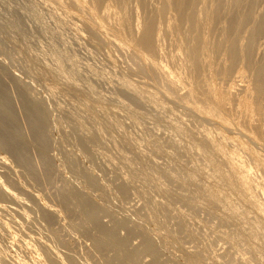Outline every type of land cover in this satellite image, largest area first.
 Listing matches in <instances>:
<instances>
[{"label":"rangeland","instance_id":"obj_1","mask_svg":"<svg viewBox=\"0 0 264 264\" xmlns=\"http://www.w3.org/2000/svg\"><path fill=\"white\" fill-rule=\"evenodd\" d=\"M91 1L85 0L89 7L92 3ZM206 1L207 3L210 1L209 4L213 2V0ZM72 2L73 0H0V129L4 130V132L7 131L14 140L18 141V145L20 144L21 147L25 148V153L29 155L27 157L31 158L28 160H30V163L32 162L30 170H27L21 166L22 164L14 152L6 148H0V181L2 182H0V189L1 191L3 190L2 192L6 194L5 197L7 198L0 196V258L2 257V260L11 264L22 262H26V264H52V262H54L53 264L58 262V264H72L73 259H76L73 264H103L105 259L112 258L111 260H113L115 256L117 257V259H114L115 262L119 260L118 263L122 262V264H150L154 261L155 263L158 262V264H188L189 262V264H192L191 261H194V258L196 261L199 260L196 259V257H200L199 254H201L202 258L200 261H204L201 263L206 264L205 261L207 260L205 259L208 252H214L215 255L219 254L220 260L225 257L224 261L226 262L232 256V260H229V262H233L232 264L236 263L233 261L235 255H241L240 258H246L245 254L248 255L247 251L245 252L242 249L244 248L242 247L243 244L245 249H247L245 242H241L243 243L241 247L233 246L234 248H239L238 250L241 248L243 251H241V254L240 251H236L239 255L235 253L237 249L232 248L234 244L232 240L237 236L234 235L237 231V220L236 222L223 221V215L218 210L219 207L216 208L214 205H211V207L207 202L202 204L198 199H201L200 194L202 195L208 183L207 178L210 175H208L209 172L207 170H212L213 172L212 164L209 161L210 159H215L212 157L214 155L206 158V155L211 153L209 152L210 149H208L206 154L207 151L205 149L212 147L211 144L215 145L219 139L218 143H216L218 146L223 143L225 145L221 147L224 149L226 145L233 146V138H229L230 141L224 140L223 135L217 129L211 127L212 123L214 124L215 122L217 125L219 124L218 126H223L222 128L227 127L232 136H237L238 139L241 138V141H239L240 145L244 143L248 146H254L247 137H249V133L250 136H252L251 134L254 137L257 136L255 137V143L263 149L258 146L264 153V133H262L264 131L260 132L264 130V99L260 102H255L254 69L245 61L247 59L240 56L236 63L239 64L240 62L239 67L236 65V68L230 73L231 75L225 77V81L218 79L219 82L216 89L211 91L206 83H198V80L191 74L192 71L186 63V54L180 41V35L175 29H171L172 19H169L171 21L170 26V21L168 20L170 16L168 14L159 19L161 31H158L155 37H158L156 53L154 49L144 50L145 52H143L129 44L132 40L134 41V37L131 35L130 37L125 35L126 40L131 39L128 43L125 39H121L122 41L119 37V39H116V36L122 32L120 13L117 8H112L106 2H102V5L100 3L96 10L103 17L101 22L98 21L100 23H96L97 21L94 19L89 21L87 18V15L90 14L89 7L78 6L80 3L78 4V1L74 0L75 7ZM233 10L224 17L225 22L229 17L231 18V15L232 18L237 16L235 18L239 21H234L235 24L238 22L237 25H234V19L229 20L232 21V29L234 31L232 30L233 34H229L230 36L226 38L228 41L225 40L227 43L224 44V48L222 47L215 54V61L219 59V64L218 61L215 62L216 68L223 67L228 62L229 48L232 44H247L253 23V27L261 25L260 30L257 32L260 35L255 37L256 40L258 38V41L254 40L253 44L254 60L264 61V0H243ZM86 12L87 15H85ZM89 16L90 18L92 17L91 14ZM136 16L138 17H136L137 21L140 18L138 21L140 25L135 20L136 24L142 26V22H140L142 17ZM102 20H104L106 27L103 26ZM224 20L222 17L221 23L212 24V27L218 26L216 27L217 29L214 28L213 30L212 27L207 29L213 42L218 40V29L224 25ZM94 23L96 24L94 25ZM97 24L99 25L97 26ZM101 24L104 28L100 26ZM99 26L102 30H100ZM135 41L134 44H137ZM148 53L150 54L149 59H147ZM149 60L152 61L150 62ZM158 62L163 64L164 67L167 66L166 68L170 69L171 72L173 71L172 73L179 76V78H183L181 79L183 88L179 87L175 90H170L169 85L166 86L167 83L165 81V86L169 89L164 88L165 86L161 83L163 79L160 78L154 67ZM222 63L223 65L220 66ZM127 83L128 85H126ZM186 83H189V85ZM198 85H201L199 86L200 88ZM190 90H193V98L197 101L210 102L209 104L211 105L212 103L211 106L213 107L216 105V111L219 109L218 113H223L222 117L226 119L220 117V120L217 118L216 120L215 118H210L209 120L207 116L195 114L196 111L191 108L192 103L190 104L187 101L186 94ZM248 90H250L249 93ZM243 93L244 95H242ZM245 95L249 97H246L247 99L242 97ZM250 97H253V99ZM227 99L228 101L232 100L231 102L229 101L231 104H226L225 101ZM238 107L239 110L243 107L245 110L243 108V111L240 110L238 112ZM225 108L226 110H223ZM246 110H251L249 115H252V118L248 115V112L244 113ZM37 112L38 114H36ZM41 113L42 116L40 115ZM242 113L243 116H241ZM244 114H247L248 118H243ZM153 115L156 119L152 117ZM29 117H32L33 119H30L33 121H29ZM184 117L185 119H183ZM222 120L227 124L225 122L222 123ZM227 120L231 122L229 123ZM198 121H205L209 127L202 131L201 123ZM29 122L33 123V128L28 125L30 124ZM194 122L198 123L195 124ZM248 122L253 123L254 128ZM183 123L186 124L182 126ZM258 123L262 124L260 126L263 128H257L259 126ZM194 124H198L197 126L199 127ZM231 124L235 125V127ZM190 125H193V131H190ZM246 128H248V133L245 131ZM36 129H39L40 132L39 130L36 131ZM188 131L196 135L194 134L195 136H193ZM186 134L189 135L186 136ZM210 134L212 135L211 138L207 136H210ZM35 136L38 139L43 138L42 142L44 141L46 146L42 147L43 144L40 142L42 145L38 147L36 142L38 139ZM196 136H202V138H196ZM212 137L214 138L213 141L209 140V142L206 140L207 138L212 139ZM197 139L199 141L205 139L206 141L199 142ZM215 139H217L216 142H214ZM34 141L37 145L33 143ZM192 141L202 145H199L200 147L197 145L196 147V144H193L194 142L192 143ZM204 143L205 145L210 143L209 145L211 146L208 147L209 145H206L207 148H205ZM190 144H193V146ZM201 146L204 147V150L200 152L204 155L199 152L202 149ZM219 147L215 145L217 150ZM43 148L45 150H41ZM224 149L218 151L222 152ZM217 152L215 151L216 154H218ZM42 153H44L46 158L47 155L48 158L50 157V161L48 159L49 165H47L49 169L48 167L44 169L43 165L40 164L43 160L40 157ZM222 154L225 155V151ZM222 154L220 153L217 156L227 159ZM242 155L243 160L246 162L249 158L252 160L251 156L247 155L246 152L242 151ZM247 156L250 157L247 158ZM203 157L210 163L209 166L212 169H209L210 167L207 165L206 160L205 163L203 162ZM38 159L39 161L41 160L40 163H37L39 162ZM251 160L247 163L250 162L254 165L253 160L252 162ZM197 165H200L199 169H202L203 173L199 171ZM204 167H206V170ZM42 168L45 171L48 170L50 172H48L49 175L47 171V174H42ZM262 168V166L256 167V169H259L256 170L254 167L256 172H253V179L259 181L253 180L256 183H253V186L262 182L263 188V192L257 191L258 196H255L254 199L256 200L253 199L254 202L257 199L264 201V169L262 170ZM29 172L35 175L31 176ZM258 172H260V175ZM36 176L38 180L34 178ZM31 177L34 179L32 180ZM5 190L10 192L9 195ZM86 201L88 205H85L87 204ZM93 202L94 204L97 202L96 208H98L97 206L101 207L99 213L96 211L97 216L87 210L88 206L93 205ZM257 202L259 203V201ZM243 214L241 213L242 217L244 216ZM254 214L256 212L251 215ZM46 217L47 220H44ZM93 219L98 220L97 222L100 224L103 223L107 230L102 229L104 231L102 232L101 228L97 229L95 227L96 221ZM228 223L230 224L228 225ZM263 223L264 221L261 222V224ZM221 226L222 228H220ZM260 228H263L260 231L264 230V224ZM108 230L114 233H110ZM248 230L251 229L246 231L248 232ZM253 231L251 230V232ZM114 235L116 236L114 237ZM122 237L126 240L125 243L122 242L123 244L119 243V238L124 241ZM144 238L146 241L148 238L149 242V239H152L147 248H145L146 244H143L146 243ZM93 239L95 241L102 239L100 241L106 245L105 249L103 246L101 248L102 251L96 249L93 251ZM98 243L100 242L98 241ZM207 248L212 249V251L207 250ZM200 249H202L203 255ZM188 250L190 252L191 250L194 252L200 250V253L197 252L199 256L195 253L196 256L191 258L192 256L190 255H194V253L188 252V255L190 254L188 258L186 253ZM205 250H207V253ZM224 250H227V255ZM1 251L7 252L3 256L2 253L4 252ZM92 251L99 252L93 253ZM35 252H40L39 255L37 253L38 257ZM212 253L209 254L213 257L214 254ZM42 254H44V257L47 254L48 257H52H46L45 260ZM55 254H58V256L61 254V260H64H59L60 257H57V260L56 257L54 258ZM5 256L9 260H6ZM63 256L65 258L62 259ZM182 257L187 258H185V261L190 258L192 260L185 262ZM208 258L210 261L211 256L208 255ZM211 261H214L213 258ZM212 262L211 264L215 263ZM194 263L200 262L194 261Z\"/></svg>","mask_w":264,"mask_h":264},{"label":"bare ground","instance_id":"obj_2","mask_svg":"<svg viewBox=\"0 0 264 264\" xmlns=\"http://www.w3.org/2000/svg\"><path fill=\"white\" fill-rule=\"evenodd\" d=\"M57 1V0H56ZM61 1V0H60ZM78 1V4L80 3V5H78V6H84L85 8H88L89 7V5H87V2H85V0H77ZM87 1V0H86ZM242 1L243 0H213V2L211 3V4H209L210 3V1H208V3H207V1L206 0H92L91 2V5H90V7L88 8V10H89V12H90V14H91V16L93 17H91L90 18V14H89V12H88V14L89 15H87V12H86V14L85 15H87V18H88V20L90 21V20H92V19H94L95 21H97L96 23H100L101 22V18L103 17V16H100L99 15V13H97L98 12V10H96V8L98 9V7L100 6V5H102L103 3H107V5H109V6H111L112 8H117L118 10H119V13H120V19H121V23H122V32H121V34H119L118 36H116V39H119L120 38V40L121 39H125L126 38V36L125 35H129V37H130V35L131 36H133L134 37V41H135V43H137V44H134V41L132 40V42L130 43L129 42V44L133 47H136V48H138V49H140V50H142L143 52H145L144 50H153L154 49V51H155V53H156V47H157V45H158V37L157 38H155L156 37V33L158 32V31H161L160 29H161V23L159 22V19H160V17H165V16H167L166 14H168V16H170L169 18H168V20L169 19H172V26H171V21L169 22V24H170V26H171V29H175V31H177L178 33H179V35H180V41L182 42V47H183V50H184V52H185V54H186V63L188 64V66L190 67V69H191V71H192V73L191 74H193V76L198 80L197 82L199 83V82H204V83H206L207 84V86H208V88H209V90H211V91H214V89H216V87H217V85H218V79H222V81L225 79V77L226 76H228V75H231L230 73L232 72V70L234 69V68H236L235 66L237 65L238 67H239V64H240V62H239V64H236L237 63V60H238V58H240V56L241 57H243L244 59H247V60H245L253 69H254V74H255V78H254V80H255V87H254V99L256 100H254L255 102H260L262 99H264L263 97H264V61L262 60V61H255L254 60V55H253V44H254V40H256L255 39V37H256V35L258 36V35H260V34H258L257 32L260 30V27H261V25H256V26H254L253 27V25H254V23H253V25H252V28L250 29V37H249V41L247 42V44L246 45H237L236 43H234V40H233V43H234V45L232 44V46L229 48V53H228V56H229V58H228V62L223 66V67H217L216 68V66H215V62L216 61H218V60H216L215 61V59H216V57H215V54L219 51V50H221V48L224 46V44H226L227 42L226 41H228V40H226V38L228 37V36H230L231 34H233V29H232V21H229V20H233V22L234 21H237L238 19H236L235 17H237V16H235L234 18H232V15H231V18L229 17V19H227V21L225 22V16L226 15H229L230 13H231V11L233 10V8L234 7H236V6H238L239 4H241L242 3ZM68 2V1H67ZM103 2V3H102ZM62 3H64V2H62ZM73 4H74V0H73V2H72ZM71 3V4H72ZM101 3V4H100ZM88 4H89V2H88ZM100 4V5H99ZM75 5V4H74ZM99 5V6H98ZM73 6V5H72ZM77 6V7H78ZM98 6V7H97ZM75 7H76V5H75ZM67 8H68V6H67ZM79 8V7H78ZM77 8V9H78ZM73 9V8H72ZM82 9V8H81ZM80 9V10H81ZM86 11H88L87 9H85ZM236 10V9H235ZM67 11V10H66ZM234 11V10H233ZM85 12V11H84ZM118 12V11H117ZM83 14V13H82ZM233 14V13H232ZM70 15V14H69ZM136 15H139L140 17H142V21H140V22H142V26H139L140 25V23L138 22L139 20H140V18H139V20L137 21L136 19L138 18ZM239 15H241V14H239ZM263 15V14H262ZM36 16V15H35ZM89 16V17H88ZM81 17V16H80ZM137 17V18H136ZM222 17H223V20H224V25L223 26H221L218 30V36H219V38H217L218 40L216 41V42H213L212 41V39L210 38V34L207 32V29H209L210 27H212V24H215V25H217L218 24V22H220V20H222ZM246 17V16H245ZM255 17V16H254ZM254 17H253V19H254ZM262 17V16H261ZM263 17H264V15H263ZM247 18V17H246ZM236 19V20H235ZM239 19H240V17H239ZM264 19V18H263ZM56 20V19H55ZM79 20V19H78ZM84 20V19H83ZM93 20V22H95ZM135 20L139 23V25H137L136 24V22H135ZM165 20H167L166 18H165ZM241 20V19H240ZM248 20V19H247ZM247 20H245V21H247ZM98 21H100V22H98ZM104 20H102V22H103ZM239 21V20H238ZM245 21H244V23H245ZM93 22H91V23H93ZM258 22V21H257ZM96 23H94V25L96 24ZM104 23V25L103 26H105L106 24H105V22H103ZM102 23V24H103ZM217 23V24H216ZM221 23V22H220ZM223 23V22H222ZM249 23V22H248ZM262 23H263V21H262ZM261 23V24H262ZM102 24L100 25L101 27H102ZM237 24H238V22H237ZM237 24H235V22H234V25H237ZM247 24V23H246ZM250 24V23H249ZM248 24V25H249ZM252 24V23H251ZM258 24V23H257ZM99 24H97V26H98ZM244 26H245V24H243ZM100 26H99V28H100ZM166 26V25H165ZM168 26V25H167ZM90 27V26H89ZM106 27V26H105ZM169 27V26H168ZM216 27H218V26H213L212 28H213V30H214V28H216ZM246 27H247V25H246ZM102 28H104V27H102ZM234 28V27H233ZM237 28V27H236ZM241 28H245V27H241ZM120 29V28H119ZM217 29V28H216ZM262 29V28H261ZM95 30V29H94ZM100 30H102L101 28H100ZM213 30H212V32H213ZM233 30V31H232ZM117 31V30H116ZM40 32V31H39ZM230 32H232V33H230ZM98 33V32H97ZM164 33V32H163ZM214 33H216V32H214ZM260 33V32H259ZM262 33V32H261ZM159 34V33H158ZM157 34V35H158ZM230 34V35H229ZM215 35V34H214ZM217 36V37H218ZM119 37V38H118ZM239 37V36H238ZM243 37V36H242ZM260 37V36H259ZM104 38V37H103ZM234 38V37H233ZM103 40V39H102ZM119 40V41H120ZM131 40V39H130ZM130 40H126L125 39V41H127V43H128V41H130ZM226 40V41H225ZM235 40H237L236 38H235ZM118 41V40H117ZM122 41V40H121ZM124 41V42H125ZM214 41H215V39H214ZM256 41H258V38H257V40ZM126 43V44H127ZM237 43H238V41H237ZM128 44V45H129ZM130 46V47H131ZM160 46H161V44H160ZM159 46V47H160ZM255 46V45H254ZM256 47H257V44H256ZM224 48V47H223ZM223 51V50H222ZM61 52V51H60ZM261 52V51H260ZM149 53H150V51H149ZM148 53V58L147 59H149V57H150V54ZM154 53V54H155ZM54 54V53H53ZM145 54H147V53H145ZM60 55V54H59ZM153 55V54H152ZM147 56V55H146ZM185 56V55H184ZM218 56V55H217ZM219 57V56H218ZM260 57V56H259ZM220 58V57H219ZM54 59V58H53ZM63 59V58H62ZM242 59V58H241ZM244 59H242V60H244ZM225 60V59H224ZM260 60V59H259ZM150 61V60H149ZM152 61V60H151ZM150 61V62H151ZM158 61V60H157ZM221 61V60H220ZM244 61V62H245ZM155 63V62H154ZM224 63V62H223ZM223 63L220 65V66H222L223 65ZM242 63V62H241ZM247 63H245V65H247ZM150 64V63H149ZM218 64H219V61H218ZM244 64V63H243ZM59 65V64H58ZM217 65V64H216ZM64 66V65H63ZM154 66V65H153ZM241 66V65H240ZM155 68H156V70H157V72H158V75H160V78H162L163 79V82H161L162 83V85L163 86H165L166 84L164 83V81L167 83V85L166 86H168L169 88H170V90H175L176 88H179V87H182V85H183V83H182V81H181V79H183L182 77L181 78H179V76H177V75H175L174 73H172L171 71H170V69H167L166 67H164L163 66V64H160L159 62L158 63H156L155 64V66H154ZM169 67V66H168ZM249 67V66H248ZM248 67H246V68H248ZM59 68V67H58ZM73 68V67H72ZM243 68V67H242ZM245 68V67H244ZM250 68V67H249ZM248 68V69H249ZM65 69V68H64ZM67 69V68H66ZM251 70V69H250ZM50 71V70H49ZM72 71V70H71ZM68 72H69V70H68ZM73 72V71H72ZM71 72V73H72ZM57 73V72H56ZM70 73V74H71ZM75 73V72H74ZM190 73V72H189ZM65 74V73H64ZM78 74V73H77ZM59 75V74H58ZM73 75V74H72ZM68 76V75H67ZM129 77V76H128ZM70 79V78H69ZM87 79V78H86ZM189 79H190V77H189ZM72 80V79H71ZM194 80V79H193ZM192 80V81H193ZM122 81H123V79H122ZM225 81V80H224ZM252 81H253V78H252ZM74 82V81H73ZM79 82V81H78ZM124 82V81H123ZM87 83H89V82H87ZM120 83V82H119ZM122 83V82H121ZM194 83L196 84V82L194 81ZM221 83V82H220ZM252 83V82H251ZM186 84H188L189 85V83H186ZM194 84V85H195ZM74 85H75V83H74ZM126 85H128V83L126 84ZM185 85V84H184ZM223 85V84H222ZM250 85V84H249ZM166 86L164 87V88H166ZM199 86H201V85H198V87ZM206 86V87H207ZM253 86H254V84H253ZM167 87V88H168ZM188 87V86H187ZM186 87V88H187ZM196 87H197V85H196ZM251 87V86H250ZM163 88V87H162ZM166 88V89H167ZM168 88V89H169ZM183 88V87H182ZM200 88V87H199ZM78 89V88H77ZM81 89V88H80ZM192 89V88H191ZM203 89V88H202ZM205 89V88H204ZM229 89V88H228ZM230 89H231V87H230ZM183 90H186V89H183ZM226 90V89H225ZM224 90V91H225ZM161 91V90H160ZM195 91V90H194ZM206 91L208 92V89L206 88ZM249 91L250 90H248V93H249ZM199 92H200V90H199ZM210 92V91H209ZM221 92H223V91H221ZM232 92V91H231ZM246 92V91H245ZM174 93V92H173ZM196 93V92H195ZM218 93V92H217ZM228 93H229V91H228ZM247 93V92H246ZM247 93V94H248ZM164 94V93H163ZM200 94V93H199ZM209 94V93H208ZM215 94V93H214ZM222 94V93H221ZM227 94V93H226ZM230 94V93H229ZM220 95V94H219ZM228 95V94H227ZM226 95V96H227ZM231 95V94H230ZM242 95H244V93L242 94ZM249 95H251V94H249ZM253 95V94H252ZM251 95V96H252ZM165 96V95H164ZM186 96H187V101L191 104V108L192 109H194L195 111H196V113L195 114H198V115H202V116H207L208 118L207 119H209L210 120V118L212 119V118H215V120H216V118L217 119H219L220 120V117L221 118H225V117H222V114L220 115L219 113H218V110L219 109H217V111H216V109H215V107H216V105H215V107H213V106H211L212 105V103H211V105L209 104V103H207L206 101V103H204L203 102V100H201L202 102H200L199 100L197 101L196 99H194L193 98V96H194V92H193V90H190L189 91V93L187 92V94H186ZM186 96H184V97H186ZM223 96V95H222ZM24 97V96H23ZM177 97V96H176ZM199 97V96H198ZM198 97H196V98H198ZM213 97V96H212ZM228 97H230V96H228ZM227 97V98H228ZM232 97V96H231ZM239 97V96H238ZM242 97H249V96H242ZM183 98V97H182ZM193 98V99H192ZM215 98V97H214ZM222 98V97H221ZM244 98V99H245ZM246 98V99H247ZM251 98V97H250ZM199 99V98H198ZM223 99H225V97H223ZM222 99V100H223ZM229 99V98H228ZM228 99L225 101L226 102V104L227 103H229V101H228ZM231 99V98H230ZM233 99V98H232ZM251 99H253V97L251 98ZM163 100V99H162ZM196 100V101H195ZM240 100H242L241 98H240ZM223 101V102H224ZM232 101V100H231ZM230 101V102H231ZM239 101V100H238ZM248 101V100H247ZM249 101H250V99H249ZM253 101V102H254ZM171 102V101H170ZM187 102V103H188ZM222 102V101H221ZM243 103V102H242ZM262 103V102H261ZM229 104H231V103H229ZM239 104H240V102H239ZM244 104V103H243ZM259 104V103H258ZM263 104V103H262ZM28 105V104H27ZM214 105V104H213ZM225 105V104H224ZM261 105V104H260ZM5 106V105H4ZM3 106V107H4ZM23 106H26V105H23ZM217 106H218V104H217ZM220 106V105H219ZM239 106V105H238ZM244 106H245V104H244ZM251 106V105H250ZM256 106H258V105H256ZM47 107V106H46ZM220 107H222V106H220ZM228 107V106H227ZM246 107V106H245ZM2 108V107H1ZM49 108V107H48ZM241 108V107H240ZM244 108V107H243ZM242 108V109H243ZM254 108V107H253ZM27 109H28V107H27ZM37 109V108H36ZM242 109H240V110H242ZM251 109V108H250ZM255 109V108H254ZM253 109V110H254ZM35 110V109H34ZM223 110H226V108L225 109H223ZM238 112H240V110H239V107H238ZM244 110H245V108H244ZM252 110V111H253ZM257 110V109H256ZM11 111V110H10ZM28 111V110H27ZM191 111H193V110H191ZM243 111V110H242ZM251 110H246L244 113H246V112H248V115L250 114L249 112H250ZM40 112V111H39ZM254 113H255V111H253ZM36 114H38V112L36 113ZM180 114V113H179ZM205 114V115H204ZM226 114V113H225ZM258 114V113H257ZM13 115V114H12ZM28 115V114H27ZM41 116H42V113L40 114ZM39 115V116H40ZM247 114L245 115L244 114V117L243 118H245V117H247L248 116ZM30 116V115H29ZM183 116V115H182ZM187 116V115H186ZM185 116V117H186ZM241 116H243V113H242V115ZM250 117L252 116V115H249ZM255 116H256V114H255ZM34 117V116H33ZM151 117V116H150ZM153 118H154V115L152 116ZM185 117L183 118V119H185ZM219 117V118H218ZM231 117V116H230ZM257 117V116H256ZM259 117V116H258ZM263 117H264V114H263ZM30 118H32V117H29V119ZM181 118V117H180ZM188 118V117H187ZM191 118V117H190ZM228 118H229V115H228ZM248 118V117H247ZM252 118V117H251ZM251 118H249V119H251ZM261 118V117H260ZM33 119V118H32ZM32 119H30L29 121H31ZM40 119V118H39ZM43 119V118H42ZM154 119H156V118H154ZM178 119V118H177ZM177 119H175V121L177 120ZM226 119V118H225ZM253 119H254V116H253ZM188 120V119H187ZM190 120V119H189ZM247 120V119H246ZM33 121V120H32ZM85 121V120H84ZM178 121V120H177ZM228 122H229V120H227ZM247 121H250V120H247ZM252 121V120H251ZM256 121V120H255ZM259 121V120H258ZM5 122V121H4ZM82 122V121H81ZM199 122V121H198ZM198 122H196V123H198ZM222 123H224L223 122V120L221 121ZM231 122V121H230ZM229 122V123H230ZM235 122V121H234ZM254 122V121H253ZM264 122V121H263ZM30 123V122H29ZM175 123H177V122H175ZM195 123V122H194ZM195 123V124H196ZM199 123H201V125H200V127L202 128V131H203V129H205V128H208L209 126H208V123H205V121L204 122H199ZM210 123V122H209ZM226 123V122H225ZM228 123V124H229ZM235 123H237V122H235ZM249 123V122H248ZM254 123H257V122H254ZM262 123V122H261ZM33 124V123H32ZM32 124L30 123V124H28L29 126H31V128H33L32 127ZM34 124H36V122H34ZM84 124V123H83ZM178 124L179 125H181L180 123H179V121H178ZM178 124H176V126H178ZM186 124V123H185ZM184 123L182 124V126L183 125H185ZM189 124V123H188ZM194 124V125H195ZM211 124V123H210ZM209 124V125H210ZM216 123L214 122V124L212 123L211 124V127H213V128H215V129H217L222 135H223V137H224V140L226 139V140H229V138L231 139V138H233V146H227L226 145V147H225V149L223 148V147H221L222 145L224 146L225 145V143H223V144H221V143H219V144H221V146L219 147L218 146V144H216V143H218V141L220 140H217V139H215L214 140V142H216V140H217V142L215 143V145H217V147H219V148H222V149H224L223 151H225V155L224 154H222L223 153V151L222 152H219L218 150H222V149H219L218 148V150H217V148H215V145H213V144H211L212 145V147L214 146V148H212V147H210L211 145H207L208 147H210V148H207V146L205 145V143H204V147L205 148H207V149H205V151H207L206 152V154L208 153V149H210L209 150V152L211 153V154H207L206 155V158H207V156L209 157V156H211V155H214V156H212V157H214L215 159H210V163L212 164V167H213V172H212V170H207V172H209V174L208 175H210V176H212V177H210V176H208V178H207V185H206V187H205V189H204V191H203V193H202V195L200 194V196H201V199H198L199 200V202L201 201V203L203 204V203H205L206 204V202H207V204H209L210 206L211 205H214L216 208L217 207H219V211H220V213L223 215V218L222 219H224L223 221H235L236 222V220H237V222H236V228H237V231L239 232H237L236 230V233H234V232H232V233H234V235H237L236 237H234L233 235V240H232V242L234 243L233 245H232V248L233 249H237V250H235V253H237V255H239V253L238 252H236V251H240V254H241V248H240V250H238L239 248H234L233 246H235V247H241V245L243 244V243H241V242H245L246 243V248L247 249H245V245L243 244V246L242 247H244V248H242V249H244V251L249 255H246L245 254V256H247L246 258H240V256H234V260L233 261H235L236 263H234V264H264V230H262V231H260L261 229H263V228H260L259 229V227L261 226V225H263V224H261V222L262 221H264V201H261V200H258L257 199V201H259V203L256 201V202H254L253 201V199L255 198V196H258V193H257V191H262L263 190V188H262V182L260 183V182H258V183H260V184H257L256 186H253V183L255 182H253V180H257V179H253L254 178V174H253V172L255 173L256 171H255V169H256V167L258 168V167H260V166H262L263 168H262V170L264 169V153L260 150V149H262L259 145H257V143H255V137H257V136H253V134H251L252 136H250V133H249V137H247V138H249L251 141H252V143H253V145L254 146H248L247 144H242V145H240V142L239 141H241V138H237V136L236 137H234V136H232L231 134H230V130H228V128L227 127H225V128H222V127H220V126H218L217 124V126L215 125ZM227 124V123H226ZM225 124V125H226ZM250 125H252L251 127H253V123L251 124V122L249 123ZM263 124V123H262ZM262 124H259L258 123V125L259 126H257V128L259 127L260 129L261 128H263V127H261L260 125H262ZM41 125V124H40ZM85 125V124H84ZM88 125V124H87ZM198 125V124H197ZM197 125H195L196 127H199V126H197ZM222 125V124H221ZM232 125V124H231ZM230 125V126H231ZM34 126H36V125H34ZM37 126H38V124H37ZM191 126V125H190ZM189 126V127H190ZM193 126V125H192ZM192 126L190 127V131L192 130ZM194 126V127H195ZM229 126V125H228ZM232 126H234L235 127V125H232ZM236 126H239V125H236ZM40 127V126H39ZM188 127V126H187ZM186 127V128H187ZM250 127V126H249ZM248 127V128H249ZM250 127V128H251ZM37 128V127H36ZM230 128V127H229ZM239 128V127H238ZM248 128H246L245 129V131H247V133H248ZM254 128V127H253ZM253 128H251V129H253ZM101 129V128H100ZM178 129V128H177ZM183 129H185L184 127H183ZM198 129H200V128H198ZM232 129V128H231ZM234 129V128H233ZM250 129V130H251ZM14 130V129H13ZM12 130V131H13ZM33 130V129H32ZM37 130H39V129H36V131ZM98 130V129H97ZM180 130H181V128H180ZM187 130V129H186ZM194 130V129H193ZM192 130V131H193ZM201 130V129H200ZM212 130V129H211ZM15 131H17V130H15ZM30 131V130H29ZM89 131V130H88ZM92 131V130H91ZM184 131V130H183ZM209 132H210V130H208ZM214 131V130H213ZM236 131V130H235ZM242 131V130H241ZM243 131H244V129H243ZM244 131V132H245ZM260 131V130H259ZM262 131H264V130H261L260 132H262ZM39 132H40V130H39ZM39 132H37V133H39ZM184 132H186V131H184ZM197 132H199V131H197ZM201 132V131H200ZM205 132H206V130H205ZM209 132H208V134H209ZM212 132V131H211ZM218 132V133H219ZM243 132V133H244ZM251 132H253V131H251ZM91 133V132H90ZM188 133H191V134H193V136H195L196 134L195 133H192V132H189L188 131ZM246 133V132H245ZM244 133V134H245ZM262 133H264V132H262ZM11 134H12V132H11ZM29 134V133H28ZM27 134V135H28ZM36 134V133H35ZM182 134H183V132H182ZM195 134V135H194ZM201 134H203L202 132H201ZM213 134V133H212ZM239 134H241V132H239ZM31 135V134H30ZM48 135V134H47ZM88 135V134H87ZM185 135V134H184ZM189 135V134H188ZM187 134H186V136H188ZM237 135V134H236ZM33 136V135H32ZM36 136H37V134H36ZM35 136V137H36ZM38 136H39V134H38ZM42 136V135H41ZM203 136V135H202ZM202 136H196V138H198V137H201L202 138ZM204 136H205V134H204ZM208 137H210L211 138V134H210V136L209 135H207ZM221 136V135H220ZM16 137V136H15ZM92 137V136H91ZM91 137H89L90 139H92ZM206 137V136H205ZM205 137H203V138H205ZM20 138V137H19ZM34 138V137H33ZM37 138V137H36ZM36 138H35V140H36ZM192 138H194V137H192ZM206 139V140H212L213 141V137H212V139ZM221 138H222V136H221ZM234 138H235V141L237 142H235L234 141ZM18 139V138H17ZM23 139V138H22ZM38 139V138H37ZM40 139V138H39ZM38 139V140H39ZM84 139V138H83ZM190 139V138H189ZM223 139V138H222ZM237 139V140H236ZM29 140V139H28ZM34 140V139H33ZM36 141L37 142V144H36V142L34 141L33 143L34 144H36L38 147H39V145H42V147L43 146H46L45 145V142L43 141L42 142V140H44L43 138H41L39 141ZM49 140V139H48ZM88 140V139H87ZM95 140V139H94ZM195 140V139H194ZM198 140V139H197ZM196 140V141H197ZM201 140V139H200ZM205 140V139H204ZM203 139L201 140V141H204ZM205 140V141H206ZM223 140V141H224ZM259 140V139H258ZM257 140V141H258ZM23 141V140H22ZM89 141V140H88ZM189 141H191V140H189ZM196 141L194 142V141H192V143L193 144H196V147H197V143H196ZM199 141V140H198ZM201 141H199V142H201ZM204 141V142H205ZM230 141V140H229ZM42 144H41V143ZM94 142V141H93ZM198 142V143H199ZM210 142V141H209ZM221 142V141H220ZM228 142V141H227ZM227 142H226V144H227ZM235 142V143H234ZM19 143H20V141H19ZM32 143V144H33ZM95 143V142H94ZM203 143V142H202ZM207 143V142H206ZM229 143V142H228ZM83 144V143H82ZM193 144L191 145V146H193ZM230 145H231V143H229ZM199 145H202L201 143H199ZM198 145V146H199ZM261 145V144H260ZM22 146H24V145H22ZM91 146V145H90ZM195 146V145H194ZM258 146L260 147V149L258 148ZM2 147V149H4V148H6V149H9L11 152H14L15 153V156H17L18 157V159L20 160V162H21V166H23V167H25L27 170H30L29 168H31L30 167V164L32 163H30L29 161L30 160H28V159H31V158H29V157H27V153H25L26 152V150H25V148L24 147H21L20 146V144L18 145V141L17 140H14L13 139V137H12V135H10L9 133H7V131L6 132H4V130H1L0 129V148ZM41 147V146H40ZM51 147V146H50ZM200 147V146H199ZM199 147H198V150H199ZM202 147V149H200L199 150V152L201 151V152H203V150H204V147L203 146H201ZM263 147V146H262ZM46 148V147H45ZM45 148H43V149H41V150H45ZM87 148V147H86ZM192 148V147H191ZM47 149V148H46ZM54 149V148H53ZM89 149V148H88ZM195 149V148H194ZM215 149V150H214ZM37 150V149H36ZM40 150V151H41ZM100 150V149H99ZM263 150V149H262ZM204 151V152H205ZM215 151L218 153V154H222V156L224 155V157H227V159H222L221 158V156H217L218 154H216L215 153ZM242 151L243 152H246L247 153V155L249 154L250 156H251V158H252V160H253V164L254 165H252V163H247L249 160H251L249 157L250 156H247V158H249L248 159V161L246 162L245 160H243V155H242ZM91 152V151H90ZM158 152V151H157ZM200 152V153H201ZM109 154V153H108ZM201 154H203V153H201ZM227 154V155H226ZM14 155V154H13ZM106 155V154H105ZM198 155H199V153H198ZM204 155V154H203ZM29 156V155H28ZM39 156V155H38ZM43 156V157H42ZM44 153H42L41 155H40V157H41V160H42V158H43V160H42V162H41V160L39 161V159H38V161L39 162H37V163H40V164H42L43 165V167H44V169H47L46 167H48V169H49V166H47V165H49L48 164V162L50 161V157L48 158V155H47V158H46V156H45V158H44ZM200 156V155H199ZM202 156V155H201ZM112 157V156H111ZM110 157V158H111ZM205 157V156H204ZM204 157H203V162L205 163V160H206V158L204 159ZM211 157V158H212ZM106 158H108V157H106ZM183 158V157H182ZM221 158V159H220ZM246 158V159H247ZM48 159H49V161H48ZM54 159V158H53ZM209 159V158H208ZM108 160V159H107ZM110 160V159H109ZM115 160V159H114ZM252 160H251V162H252ZM111 161H112V159H111ZM189 161V160H188ZM201 162V161H200ZM98 163V162H97ZM198 163V162H197ZM206 163H207V165L209 166V164L210 163H208V161L206 160ZM104 164V163H103ZM199 164V163H198ZM200 164H202V163H200ZM42 165H41V167H42ZM54 165V164H53ZM112 165V164H111ZM178 165V164H177ZM195 165V164H194ZM205 166H207L206 164H204ZM7 166V165H6ZM59 166V165H58ZM108 166H110V165H108ZM198 166V165H197ZM200 166V165H199ZM199 166L197 167L198 169H199ZM203 166V165H202ZM208 166H207V168H208ZM107 167V166H106ZM177 167V166H176ZM195 167H196V165H195ZM210 167V166H209ZM212 167H210L209 169H212ZM254 167H255V169H254ZM10 168V167H9ZM36 168V167H35ZM53 168V167H52ZM57 168V167H56ZM77 168V167H76ZM118 168V167H117ZM205 168V170H206V167H204ZM203 168V169H204ZM43 169V168H42ZM43 169V172H42V174H47L49 171L48 170H46L47 171V173H46V171ZM51 169V168H50ZM181 169V168H180ZM184 169V168H183ZM260 169V168H259ZM259 169H256V170H259ZM38 170V169H37ZM65 170V169H64ZM156 170V169H155ZM160 170V169H159ZM15 171V170H14ZM72 171V170H71ZM177 171V170H176ZM190 171V170H189ZM198 171V170H197ZM199 171H201L202 173H203V170L201 169H199ZM212 172V175H211V172ZM60 172V171H59ZM184 172V171H183ZM206 172V171H205ZM204 172V173H205ZM7 173V172H6ZM29 173H31L30 175L31 176H34L35 174H32V172H29ZM41 173V172H40ZM39 173V174H40ZM50 173V172H49ZM49 173H48V175H49ZM129 173V172H128ZM186 173V172H185ZM42 174H40V175H42ZM57 174V173H56ZM138 174V173H137ZM166 174V173H165ZM179 174V173H178ZM182 174V173H181ZM205 174H207V173H205ZM258 174L260 175V172H258ZM257 174V175H258ZM262 174V173H261ZM43 176V175H42ZM41 176V177H42ZM47 176V175H46ZM125 176V175H124ZM123 176V177H124ZM157 176V175H156ZM160 176V175H159ZM193 176V175H192ZM207 176V175H206ZM38 177H39V175H38ZM38 177L36 176V177H34V178H37V180H38ZM164 177V176H163ZM167 177V176H166ZM256 177V176H255ZM260 177V176H259ZM259 177H258V179H259ZM262 177V176H261ZM32 178V177H31ZM34 178H32V180L34 179ZM45 178V177H44ZM90 178V177H89ZM159 178V177H158ZM183 178V177H182ZM257 178V177H256ZM160 179V178H159ZM162 179V178H161ZM197 179V178H196ZM36 180V179H35ZM34 180V181H35ZM53 180V179H52ZM142 180V179H141ZM168 180V179H167ZM257 181H259V180H257ZM1 182V181H0ZM2 183V182H1ZM159 183V182H158ZM169 183V182H168ZM201 183H203V182H201ZM126 184V183H125ZM254 184H256V183H254ZM38 185V184H37ZM121 185H122V183H121ZM41 186V185H40ZM51 186V185H50ZM64 186V185H63ZM123 186H124V184H123ZM152 186V185H151ZM164 186V185H163ZM1 187V186H0ZM57 187V186H56ZM155 187H157V186H155ZM264 187V186H263ZM122 188V187H121ZM124 188V187H123ZM127 188V187H126ZM194 188V187H193ZM2 189H4V188H2ZM6 189V188H5ZM13 189V188H12ZM105 189V188H104ZM164 189V188H163ZM8 190V189H7ZM7 190H5L6 192H8ZM52 190V189H51ZM0 191H1V189H0ZM3 191V190H2ZM0 192V196H2V197H5L6 196V194L4 193V192ZM10 191V190H9ZM12 191V190H11ZM62 191V190H61ZM65 191V190H64ZM119 191V190H118ZM121 191V190H120ZM151 191V190H150ZM166 191V190H165ZM175 191V190H174ZM24 192V191H23ZM123 192V191H122ZM198 192V191H197ZM263 192V191H262ZM3 193V194H2ZM9 193L10 192H8V195H9ZM27 193V192H26ZM56 193V192H55ZM62 193V192H61ZM106 193V192H105ZM119 193H121V192H119ZM57 194V193H56ZM172 194V193H171ZM8 197V196H7ZM62 197V196H61ZM64 197V196H63ZM6 198V197H5ZM22 198V197H21ZM58 198V197H57ZM66 198V197H65ZM257 198V197H256ZM260 198V197H259ZM263 198V197H262ZM7 199V198H6ZM64 199V198H63ZM86 199V198H85ZM1 200V199H0ZM151 200V199H150ZM197 200V199H196ZM254 200H256V199H254ZM32 201V200H31ZM64 201V200H63ZM72 201V200H71ZM37 202V201H36ZM70 202V201H69ZM68 202V203H69ZM84 202H85V200H84ZM86 203H87V201H86ZM255 203H257V204H255ZM16 204V203H15ZM33 204V203H32ZM38 204V203H37ZM43 204V203H42ZM41 204V205H42ZM70 204V203H69ZM84 204V203H83ZM97 204V202L94 204V202H93V205H91V206H88L87 208V210H89L92 214H96L95 216H97V212L96 211H98V213H99V211L101 210V207H99V206H97L98 208H96V205ZM38 205H40V204H38ZM80 205V204H79ZM85 205H88V203L87 204H85ZM201 205V204H200ZM214 206H213V208H214ZM42 207V206H41ZM68 207V206H67ZM86 207V206H85ZM212 207V206H211ZM28 208V207H27ZM212 208V209H213ZM29 209V208H28ZM99 209V210H98ZM109 209V208H108ZM149 209V208H148ZM157 209V208H156ZM160 209V208H159ZM41 210V209H40ZM43 210V209H42ZM46 210H49V209H46ZM71 210V209H70ZM85 210V209H84ZM83 210V211H84ZM153 210V209H152ZM36 211V210H35ZM215 211V210H214ZM218 211V212H219ZM243 211V212H242ZM32 212V211H31ZM48 212V211H47ZM87 212V211H86ZM149 212V211H148ZM155 212V211H154ZM162 212V211H161ZM255 213L256 212V214H254V215H251L252 213ZM88 213V212H87ZM91 213H89L90 215H91ZM143 213V212H142ZM219 213V214H220ZM241 213H244L243 215V217L241 216ZM35 214V213H34ZM72 214V213H71ZM153 214V213H152ZM44 215V214H43ZM47 215V214H46ZM52 215V214H51ZM110 215V214H109ZM142 215V214H141ZM213 215H216V214H213ZM212 215V216H213ZM218 215V214H217ZM45 216V215H44ZM53 216V215H52ZM76 216V215H75ZM94 216V215H93ZM93 216H92V218H93ZM152 216V215H151ZM242 218H241V217ZM42 217V216H41ZM48 217H49V215H48ZM88 217V216H87ZM91 217V216H90ZM152 217H154V216H152ZM95 218V217H94ZM40 219V218H39ZM47 220V217L46 218H44V220ZM55 219V218H54ZM81 219V218H80ZM95 219H98L97 217L95 218ZM95 219H93L94 221H96L95 222V224L97 225H95V227H97V229L99 228H101L100 230H107L106 229V226H104V224L102 223V224H100L99 222H97L98 220H95ZM103 219V218H102ZM153 219V218H152ZM205 219V218H204ZM214 219V218H213ZM50 220V219H49ZM48 220V221H49ZM53 220V219H52ZM91 220V219H90ZM136 220H138V219H136ZM79 221V220H78ZM93 221V222H94ZM101 221V220H100ZM50 222V221H49ZM53 222V221H52ZM51 222V223H52ZM55 222V221H54ZM75 222V221H74ZM81 222V221H80ZM92 222V221H91ZM113 222V221H112ZM73 223V222H72ZM202 223V222H201ZM44 224V223H43ZM49 224V223H48ZM106 224V223H105ZM221 224V223H220ZM219 224V225H220ZM230 223H228V225H229ZM54 225V224H53ZM117 225V224H116ZM123 225V224H122ZM227 225V224H226ZM233 225V224H232ZM234 225V226H235ZM62 226V225H61ZM76 226V225H75ZM80 226V225H79ZM89 226V225H88ZM83 227V226H82ZM227 227V226H226ZM51 228V227H50ZM110 227H108V229H109ZM132 228V227H131ZM220 228H222V226L220 227ZM228 228H230L229 226H228ZM234 228V227H233ZM236 228H234V229H236ZM80 229V228H79ZM116 229V228H115ZM140 229V228H139ZM210 229V228H209ZM225 229V228H224ZM247 229H251V230H256L255 232L253 231V232H251V230H248V232L246 231ZM259 229V230H258ZM51 230V229H50ZM56 230V229H55ZM54 230V231H55ZM102 230V232H104ZM109 230H111V229H109ZM108 230V232H110ZM113 230V229H112ZM216 230V229H215ZM219 230V229H218ZM217 230V231H218ZM221 230V229H220ZM77 231V230H76ZM79 231V230H78ZM80 231H82V230H80ZM114 231V230H113ZM110 232V233H114V232ZM223 231V230H222ZM250 231V232H249ZM88 232V231H87ZM106 232V231H105ZM132 232V231H131ZM219 232V231H218ZM229 232V231H228ZM118 233V232H117ZM140 233H141V231H140ZM225 233V232H224ZM55 234V233H54ZM82 234V233H81ZM105 234V233H104ZM144 234H145V232H144ZM86 235V234H85ZM108 235H110V234H108ZM119 235V234H118ZM131 235V234H130ZM141 235H143V234H141ZM220 235V234H219ZM224 235V234H223ZM87 236V235H86ZM94 236V235H93ZM113 236V235H112ZM116 235H114V237H115ZM144 236V235H143ZM230 236V235H229ZM99 237V236H98ZM97 237V238H98ZM231 237V236H230ZM111 238V237H110ZM123 238V237H122ZM220 238V237H219ZM222 238V237H221ZM91 239V238H90ZM96 239V238H95ZM115 239H117V238H115ZM120 239V241H119V243H122V242H124L125 243V241L126 240H124V238H123V240L124 241H122V239L121 238H119ZM145 239V238H144ZM226 239V238H225ZM94 240V239H93ZM100 240H102V239H100ZM100 240H98L100 243H102ZM104 240V239H103ZM150 240V242L148 241V238H147V241H146V239H145V241H146V243H143V244H146V246H145V248H147V247H149V244L151 243V241H152V239H149ZM98 241H95L94 240V242L92 243V247H93V251H94V249H96V250H101V248L104 246V249H105V246L106 245H104L103 243V245L101 246L100 245V243H98ZM144 241V242H145ZM63 242V241H62ZM68 242V241H67ZM106 243H107V241H105ZM142 242H143V238H142ZM231 242V241H230ZM229 242V243H230ZM232 242H231V244H232ZM61 243V242H60ZM127 243V242H126ZM68 244H69V242H68ZM111 244V243H110ZM123 244V243H122ZM127 245V244H126ZM66 246V245H65ZM125 246V245H124ZM193 246V245H192ZM211 248V247H210ZM228 248V247H227ZM37 249V248H36ZM44 249V248H43ZM204 249H206V248H204ZM203 249V250H204ZM74 250V249H73ZM89 250H90V248H89ZM114 250V249H113ZM126 250H127V248H126ZM126 250H125V252H126ZM194 250V249H193ZM193 250H191V252H193L194 253V255H190V256H192L191 258H194V256H196V254L195 253H200L199 251L201 250V253H202V249H200L199 251H196V252H194ZM207 250H209V251H212V249H208L207 248ZM207 250H205L206 251V253H207ZM35 251V250H34ZM40 251H41V249H40ZM49 251V250H48ZM91 251V250H90ZM92 251V252H93ZM99 251H95V252H93V253H96V252H99ZM102 251V250H101ZM184 251V250H183ZM224 251H226V255H227V250H224ZM232 251V250H231ZM1 252H4V251H1ZM7 252V251H6ZM6 252H4V253H2V255L3 254H5ZM188 252H190V250H188V251H186V253H187V255H188ZM190 252V253H191ZM228 252H229V250H228ZM243 252V251H242ZM36 253V256H37V253H38V255H39V253L40 252H35ZM43 253V252H42ZM61 253V252H60ZM115 253V252H114ZM192 253V254H193ZM198 253H197V256H199L200 255V257L199 258H197L196 257V259H199L198 261L200 262V263H196V264H202L201 262L203 261V260H201L200 261V259H202L201 258V254H199L198 255ZM209 253H212V252H208L207 254L208 255H210L211 256V258H210V261H211V259L213 258V262H215L216 264H232L233 262H229V260L231 259L232 260V256H230L229 258L230 259H227V262L226 261H224V259H225V257H223L222 255H220L221 257H223L224 259H222V260H220V257L218 256V255H215V253L213 252L212 254H214V256L212 257V255L211 254H209ZM218 253V252H217ZM223 253V252H222ZM225 253V252H224ZM233 253V252H232ZM102 254V253H101ZM120 254V253H119ZM126 254V253H125ZM206 254V255H207ZM8 255V254H7ZM43 255V257H44V254H42ZM50 255H52V254H50ZM57 255V256H56ZM103 255H105V254H103ZM188 255V258L190 257ZM202 255H203V253H202ZM208 255H207V258H208ZM225 255V256H226ZM228 255H229V253H228ZM230 255H231V253H230ZM242 255H243V253H242ZM4 256V255H3ZM9 256V255H8ZM7 256V257H8ZM46 256V255H45ZM60 256H62L61 254H60ZM60 256H58V254H55V256H54V258L56 257V259H57V257L59 258ZM69 256V255H68ZM118 256V255H117ZM183 256H184V254H183ZM38 257V256H37ZM40 257H42L41 255H40ZM42 257V258H43ZM46 257H48V254H47V256ZM46 257H44V259L46 258ZM49 257H52V256H49ZM48 257V258H49ZM93 257V256H92ZM103 257V256H102ZM204 257V256H203ZM239 257V258H238ZM243 257H244V255H243ZM2 258V257H1ZM0 258V264H11L10 262H8V261H4V260H2ZM5 258H6V256H5ZM5 258H3V259H5ZM47 258V259H48ZM63 258H65L64 256L62 257V259ZM72 258V257H71ZM119 258V257H118ZM183 258V257H182ZM185 258L186 257H184L183 258V261H185ZM189 259V260H192V259ZM205 259V260H207V261H205L206 262V264H207V262L209 261L208 259ZM38 259V258H37ZM44 259H43V262H44ZM52 259V258H51ZM55 259V260H56ZM73 259V258H72ZM112 259V258H111ZM110 258L109 259H105V261H106V263H105V261H104V263L105 264H122V262L121 263H118V261L117 262H115V260L114 259H117V257L115 256V257H113V260H111ZM130 259V258H129ZM187 259V258H186ZM6 260H9V259H7L6 258ZM11 260V259H10ZM40 260V259H39ZM46 260V259H45ZM53 260V259H52ZM58 260V259H57ZM56 260V261H57ZM59 260H61V257H60V259ZM64 260V259H63ZM63 260H61V261H63ZM68 260H70V259H68ZM76 259H73V263H74V261H75ZM100 260V259H99ZM123 260V259H122ZM130 260H132V259H130ZM189 260H187L188 262H189ZM195 262H198V261H196L195 260V258L193 259ZM12 261V260H11ZM41 261V260H40ZM54 261V260H53ZM78 261V260H77ZM133 261V260H132ZM187 261H185V262H187ZM194 261H191L192 262V264H193V262ZM209 261V263L208 264H211V262ZM51 262V261H50ZM103 262V261H102ZM182 262V261H181ZM204 262V261H203ZM212 262V263H213ZM54 262H52V264H53ZM59 263V262H58ZM57 263V264H58ZM71 263V262H70ZM72 263V264H73ZM101 263V262H100ZM103 263V264H104ZM135 263V262H134ZM152 263H155V261L154 262H152ZM152 263H150V264H152ZM178 263H180V262H178ZM184 263V262H183ZM190 263V262H189ZM188 263V264H189ZM214 263V264H215ZM13 264V263H12ZM19 264H26V262L25 263H19ZM77 264V263H76ZM81 264V263H80ZM124 264V263H123ZM127 264V263H126ZM155 264H158V262H156ZM181 264V263H180ZM185 264H187V263H185ZM195 264V263H194ZM205 264V263H204Z\"/></svg>","mask_w":264,"mask_h":264}]
</instances>
